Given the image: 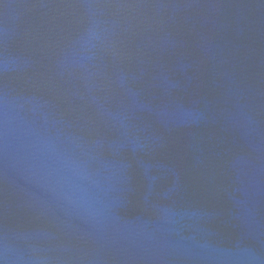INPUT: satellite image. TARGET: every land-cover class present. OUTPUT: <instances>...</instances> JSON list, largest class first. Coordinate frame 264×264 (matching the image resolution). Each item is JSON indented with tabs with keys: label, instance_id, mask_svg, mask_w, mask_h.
<instances>
[{
	"label": "water",
	"instance_id": "1",
	"mask_svg": "<svg viewBox=\"0 0 264 264\" xmlns=\"http://www.w3.org/2000/svg\"><path fill=\"white\" fill-rule=\"evenodd\" d=\"M0 264H264V0H0Z\"/></svg>",
	"mask_w": 264,
	"mask_h": 264
}]
</instances>
